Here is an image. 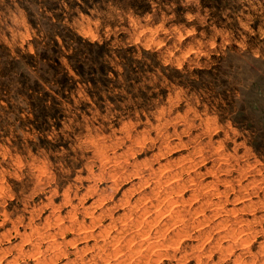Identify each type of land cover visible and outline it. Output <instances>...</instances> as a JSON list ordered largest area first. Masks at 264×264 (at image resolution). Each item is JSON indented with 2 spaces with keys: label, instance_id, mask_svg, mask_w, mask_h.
<instances>
[{
  "label": "rangeland",
  "instance_id": "rangeland-1",
  "mask_svg": "<svg viewBox=\"0 0 264 264\" xmlns=\"http://www.w3.org/2000/svg\"><path fill=\"white\" fill-rule=\"evenodd\" d=\"M0 264H264V0H0Z\"/></svg>",
  "mask_w": 264,
  "mask_h": 264
}]
</instances>
